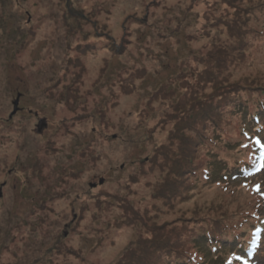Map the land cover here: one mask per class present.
Instances as JSON below:
<instances>
[{
  "label": "rangeland",
  "instance_id": "374dc122",
  "mask_svg": "<svg viewBox=\"0 0 264 264\" xmlns=\"http://www.w3.org/2000/svg\"><path fill=\"white\" fill-rule=\"evenodd\" d=\"M70 1L74 15L69 0H0V264H118L129 254L126 264H164L176 254L152 258L139 243L157 235L177 240L183 256L217 221L229 223L235 237L248 210L241 205L251 198L223 175L251 163L253 145L241 133L250 117L242 114L264 100V0H244L251 13H241L250 19L243 25L250 35L245 61L234 59L227 75L239 93L228 95L234 100L224 107L225 132L197 157L207 161L211 181L198 166L187 190L190 175L176 168L168 177L153 156L175 127L162 119L172 114L167 102L180 99L165 97L166 83L178 81L185 67L188 75L201 71L198 56L212 42L231 43L225 23L231 2ZM217 19L221 26L213 29ZM41 119L47 124L39 132ZM172 180L178 186L168 199ZM259 181L264 187V174L250 185ZM207 248L198 264H223L229 254ZM249 264H264V244Z\"/></svg>",
  "mask_w": 264,
  "mask_h": 264
},
{
  "label": "trees",
  "instance_id": "16d2710c",
  "mask_svg": "<svg viewBox=\"0 0 264 264\" xmlns=\"http://www.w3.org/2000/svg\"><path fill=\"white\" fill-rule=\"evenodd\" d=\"M250 1L251 2L247 3H252L254 1L260 2V0ZM228 2H231L230 5L234 9L232 18L225 22L228 34L227 37L232 40L231 43H223L222 40H218V42L215 44L212 42V45H210L213 47H210V50L205 55H197L200 59L199 64L202 67V70L204 69L203 71L197 70L195 73H189L188 75L187 72L189 70L187 67H185L183 69L184 71L178 75V81L175 83H166L170 86V88L167 89L165 97L169 96L175 98L176 100L179 98L180 99L178 103L172 102L171 100L167 102L169 111L172 110V114H169L170 117L162 115V119L169 121H171L170 119L174 120L175 127L170 133L171 139L169 144L162 143L158 146L156 145L153 156L155 159L154 161L157 162L156 164L159 163L158 161H163L164 165L167 167H163V169H167V172H169L168 177L170 176L172 170L176 168L178 173H181L184 176L187 174L190 175L192 180L189 182L184 180L183 183V187L186 190L190 188L192 181H194L196 176L199 175L198 166H200L201 169H203L205 166H208L206 163L207 161H198L197 157L201 153V148L208 146V144L216 145L220 136L219 134L225 132L226 130V123L223 119L225 114L224 107L225 104L231 105L230 102L234 100L230 99V96L228 95L236 94L237 97L239 93L236 81L232 83L231 80L228 79L227 75H229V66L233 63L234 59H236L238 63L243 60L245 61L243 58L245 57V53H243V51L245 46L248 45V37L250 35L247 36V33L245 34L243 25L250 19L243 20L244 17H242L241 13L244 12V14L248 15L251 13L249 12L248 5L244 4V0H227V3ZM71 5L72 3L69 0L70 9ZM254 6L257 7V5ZM75 11L76 10H74V8L71 9V14L74 15ZM78 15L80 16L79 13L77 16ZM217 26H221V23L218 21V19L213 25V29H217ZM74 76L77 78L76 74ZM180 80L186 82L179 83ZM246 80L248 83H258L259 79H251L247 77ZM178 84L179 87L176 89V85ZM258 86L263 87L262 83L260 82L258 83ZM131 92H133V90H131ZM168 92H171V94L167 95ZM179 92L185 93L180 96ZM23 93L24 90L18 92L17 94L16 101L19 100V105ZM77 93H79V89L76 87L75 91L72 93L73 98L75 95H77ZM164 100L166 101V99ZM153 103L161 104L157 99H155ZM254 104H256L257 109L253 108L252 110L248 111L249 113L245 110L242 114L244 117L247 115L250 117V120L247 123L242 121L244 122V124L242 123L244 127L241 131L244 139L250 142H252L253 138L255 137V132L258 134L264 132V100L262 99ZM30 113L34 119H36L38 116L37 113ZM99 114L102 116L101 121H105V116L103 115L102 110H99ZM61 126L64 129L67 128L64 124ZM246 129H252L253 131L250 132H253V135H251V133L247 134L248 131ZM154 134L155 133L152 131L150 132L149 140L152 141L151 138L154 137ZM243 149L244 148H242V150ZM195 154L196 158H194ZM205 155H207L209 159L212 158L209 149L206 151ZM248 157L250 160H246L250 161L251 163L259 162L258 155L254 151H251ZM197 162L200 163L197 164ZM193 163H195V165H193ZM248 164L250 163H246L244 161L243 163L234 165V167H237L236 170L240 171L248 170L251 168ZM177 180H172L168 184L170 185L168 191L171 190L168 194H166L168 199L171 198L174 188H177L178 186ZM101 181L104 182V180ZM245 188L249 190L251 189V186H246ZM248 194L251 200H249L248 203L245 202L241 205L243 209L247 206L248 210L241 212V214H246V216L244 215L245 217H242V222L239 224V226L234 227V230H237L233 232L236 234L235 237L228 235L230 231L228 230L229 227L227 224L229 223L226 221H217L215 222V227L206 230L201 236L198 237L196 241L197 243H194L197 247L194 245L192 246L193 250H190V247L186 246V249L183 250V256H181L182 251H179L181 248L178 247L179 241L177 240L173 242H170L169 240L163 241V239H159L157 235V237L153 239L155 241L149 240V242L139 244L141 246H146L147 250L150 251L149 254L152 258L158 256L159 252L165 253L164 255L166 256H171L173 253L176 254V256H173L171 262L166 260L164 264H198L197 260L201 259L197 258L200 251L204 252L206 258L208 252L207 246L210 248L209 254L210 252L215 255L222 251L229 252V254L223 260V264L242 261L245 259L246 251H251L256 246V243L260 242L264 233V216L262 215L264 211V206L262 205L263 201L261 197L252 191H250ZM245 224H249L248 228L246 229ZM195 248H197V250ZM178 253L181 257L178 256ZM127 257L129 259L130 254L128 256L125 255L123 260H121L118 264H126L125 262L128 260Z\"/></svg>",
  "mask_w": 264,
  "mask_h": 264
},
{
  "label": "water",
  "instance_id": "95a60500",
  "mask_svg": "<svg viewBox=\"0 0 264 264\" xmlns=\"http://www.w3.org/2000/svg\"><path fill=\"white\" fill-rule=\"evenodd\" d=\"M18 110H19V100H17L14 103V110H13V113L11 114V117H13L18 112ZM46 124H47L46 120L45 119H41V120L38 121V124H37L36 128L38 129L39 132H42L44 130V128L46 127ZM100 184L102 185L103 181H101Z\"/></svg>",
  "mask_w": 264,
  "mask_h": 264
},
{
  "label": "snow or ice",
  "instance_id": "6c2138e0",
  "mask_svg": "<svg viewBox=\"0 0 264 264\" xmlns=\"http://www.w3.org/2000/svg\"><path fill=\"white\" fill-rule=\"evenodd\" d=\"M255 143L260 147V149H261V155H260V164H259V168H258V170H264V143H261V141L259 140V139H257L256 141H255ZM255 191L257 192V193H259L260 192V186L258 185V186H256V188H255Z\"/></svg>",
  "mask_w": 264,
  "mask_h": 264
}]
</instances>
